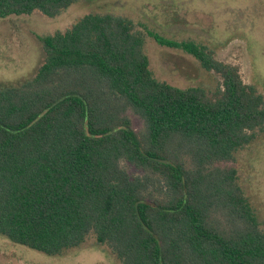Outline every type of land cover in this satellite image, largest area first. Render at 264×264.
<instances>
[{
  "label": "trees",
  "instance_id": "16d2710c",
  "mask_svg": "<svg viewBox=\"0 0 264 264\" xmlns=\"http://www.w3.org/2000/svg\"><path fill=\"white\" fill-rule=\"evenodd\" d=\"M77 1L0 0V19ZM133 26L89 14L41 38L35 77L0 85V234L49 256L94 236L120 264H264L254 209L221 166L264 132V96L204 47L149 32L223 83L211 99L158 81Z\"/></svg>",
  "mask_w": 264,
  "mask_h": 264
},
{
  "label": "rangeland",
  "instance_id": "374dc122",
  "mask_svg": "<svg viewBox=\"0 0 264 264\" xmlns=\"http://www.w3.org/2000/svg\"><path fill=\"white\" fill-rule=\"evenodd\" d=\"M89 14L129 20L144 38V52L155 79L186 89L201 88L215 99L222 78L205 71L182 48L158 44L148 33L178 44L204 47L214 59L236 67L246 86L264 96V0H78L56 18L39 12L0 19V85L35 77L45 59L41 38L65 33ZM137 131L141 122L132 117ZM222 168L237 182L264 232V132ZM0 264H120L108 246L90 236L79 248L49 256L12 243L0 234Z\"/></svg>",
  "mask_w": 264,
  "mask_h": 264
}]
</instances>
